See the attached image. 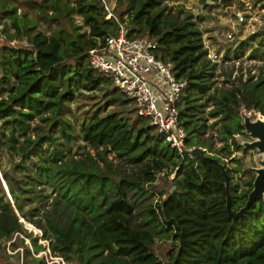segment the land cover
Segmentation results:
<instances>
[{"label":"trees","instance_id":"1","mask_svg":"<svg viewBox=\"0 0 264 264\" xmlns=\"http://www.w3.org/2000/svg\"><path fill=\"white\" fill-rule=\"evenodd\" d=\"M48 1L26 0L27 9L18 13L21 0H0V247L13 240V248L24 246L23 264H46L33 254L46 246L28 233L24 218L67 264H264V192L231 218L220 168L236 214L256 173L243 165L242 155L230 163L224 155L256 150L234 135H248L242 109L264 115V75L221 89L191 13L172 14L168 2L175 0H117L116 15L129 36L156 40L159 56L186 81L177 103L186 132L180 152L149 118L134 115L135 107L127 110L132 101L90 66L89 50L119 29L114 18H106L102 0ZM71 13L82 17L88 32L79 30ZM247 47L249 58L264 61V29L241 40L234 58ZM99 93L104 100L95 110L81 108L85 96ZM217 125L223 145L215 149L208 134ZM74 144L83 148L79 156ZM107 151L135 168L120 171ZM5 156L11 159L8 168ZM159 175L169 188L158 189ZM157 237L172 239L165 259L154 251ZM7 255L20 258L19 252Z\"/></svg>","mask_w":264,"mask_h":264},{"label":"rangeland","instance_id":"2","mask_svg":"<svg viewBox=\"0 0 264 264\" xmlns=\"http://www.w3.org/2000/svg\"><path fill=\"white\" fill-rule=\"evenodd\" d=\"M24 1L26 0H21V4H18V13H21L22 11H25L27 9L25 3H22ZM107 1L109 6L113 8L114 13L119 15L120 10L118 12L115 11L118 3L117 0ZM71 4L74 3L72 2ZM168 6L170 7L169 11L172 14L178 12L180 9L184 10V12L180 14L181 17H184V14L188 12L192 14L191 20H194L197 23L198 27H200L203 33L204 44L208 48V57L212 60L213 63L216 64L214 79L215 84L218 87L225 90L231 87V81L238 83L239 80L249 81L252 83L256 81L260 76L264 75V61L249 58V47L246 48L244 54L241 57L234 58L235 48L240 44L241 40H244L250 35L258 33L264 29V0H175L169 1ZM50 13L53 14V11H50ZM29 15L30 17L33 16L32 11H30ZM70 18L75 25L82 26L79 29L80 31H89L88 27L83 25L82 17L79 14L71 13ZM61 23L64 24L67 28H71V23L68 19L62 18ZM119 29L118 31H116V33H114V35H117L119 33ZM0 34H2L1 31ZM225 53H228L229 58H225ZM109 87L113 88L115 86L111 83ZM90 94L92 93H88V95ZM103 100L104 97L103 95H101V93H99V97L97 95H94L92 97L85 96L81 108L85 106L87 108H90L91 110H95L98 105L103 103ZM133 107H135L133 102L129 103L126 106L127 110ZM213 107L214 105L211 104L206 108V112L208 113ZM114 108V105H108V109L114 110ZM240 114L243 119L247 117L250 120H255L259 118L260 115H262L253 110L248 111L245 109H242ZM134 115H137V113H135ZM215 120V118H210L209 123H212ZM218 128L219 125L211 129L208 134L209 136H211L209 137V139L215 149L223 145V142L219 139ZM234 136L235 139L242 143V145L245 147H247L246 144L248 142H251L253 140V138L249 134H235ZM82 149L83 148L78 147L77 144L73 145V150L78 154V156L80 155ZM87 149L92 153V155L96 156V150L93 147L87 146ZM226 154L227 155H224V160L227 163L231 162L230 160L233 156L242 155L243 165L251 168L255 173H257L256 170L263 167L264 164V153L262 151H259L258 149L253 151L247 150L243 152L232 150L231 152H227ZM105 155L107 159L120 171L132 172V169L135 168L125 159L117 156L114 152L107 151ZM3 163L4 167L8 168L11 165L10 157L5 156L3 158ZM99 164L101 165L103 170L108 171V165L105 162L99 160ZM237 174L238 173H236V175ZM243 178V175H241V179ZM2 184L3 186L4 184L6 185L5 182L3 183V180ZM166 185L169 188L170 183L165 180L163 175H159V178L157 180L158 189H163ZM7 193L9 194V192ZM162 197H166V194ZM153 199L154 201H157L159 199V195H155ZM22 221L25 223L28 233L33 237L38 236V242L46 246V249L40 251V253H33L36 257H44L46 260V264H56L52 262H58V260L61 262V264H63V261L66 262L63 257L52 252L50 242L44 239L43 232L40 228L26 221L24 218H22ZM137 222H139V219H137ZM18 236L19 238L24 239L27 245L33 247L32 241L27 236V234L20 233ZM171 240V237L156 238L154 251L161 259L166 258L165 256L167 250L173 246ZM12 241L13 240L9 241L6 247L5 245L0 247V264H13L14 261L15 264H23L24 246L19 243L18 247L13 248V246L10 245V242ZM6 252L8 254L19 252V260L8 256ZM27 259L30 258L28 257Z\"/></svg>","mask_w":264,"mask_h":264},{"label":"built area","instance_id":"3","mask_svg":"<svg viewBox=\"0 0 264 264\" xmlns=\"http://www.w3.org/2000/svg\"><path fill=\"white\" fill-rule=\"evenodd\" d=\"M102 3L107 10L106 18H114L120 29L117 35L109 34L103 46L89 50L90 66L130 99L137 114L149 118L172 147L183 152L186 132L178 121L177 103L186 81L176 77L172 62L159 56L156 40L130 37L108 1L102 0ZM2 39L5 36L0 34ZM10 44L15 46L14 41ZM52 263L61 264L59 260ZM63 264L67 263L63 261Z\"/></svg>","mask_w":264,"mask_h":264},{"label":"water","instance_id":"4","mask_svg":"<svg viewBox=\"0 0 264 264\" xmlns=\"http://www.w3.org/2000/svg\"><path fill=\"white\" fill-rule=\"evenodd\" d=\"M243 125L245 126L246 130H248V134L253 138L251 142H248L246 146L250 148L258 149L264 153V115H260L259 118L255 120H250L249 118H245ZM220 168L223 172L225 178V190H226V209L228 215L231 218H237L244 214L248 206L255 200L261 199L263 192H264V164L263 167L258 168L256 171V177L253 181V188L249 192L248 197L244 206L236 213L233 214L231 210V198L229 193V183L222 165ZM7 186V185H6Z\"/></svg>","mask_w":264,"mask_h":264}]
</instances>
